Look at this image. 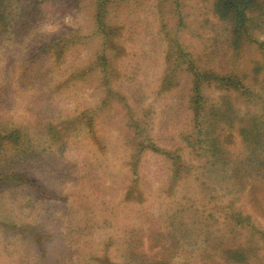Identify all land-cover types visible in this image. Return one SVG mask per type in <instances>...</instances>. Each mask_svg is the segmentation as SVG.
Segmentation results:
<instances>
[{
    "label": "rangeland",
    "instance_id": "rangeland-1",
    "mask_svg": "<svg viewBox=\"0 0 264 264\" xmlns=\"http://www.w3.org/2000/svg\"><path fill=\"white\" fill-rule=\"evenodd\" d=\"M259 1L240 46L214 0L4 2L0 264H228L226 240L264 264V218L228 171L245 154L237 125L206 114L227 93L198 72L264 94ZM205 128L230 132L229 167Z\"/></svg>",
    "mask_w": 264,
    "mask_h": 264
},
{
    "label": "trees",
    "instance_id": "trees-1",
    "mask_svg": "<svg viewBox=\"0 0 264 264\" xmlns=\"http://www.w3.org/2000/svg\"><path fill=\"white\" fill-rule=\"evenodd\" d=\"M6 0H0V24L4 22L5 7L4 2ZM215 7L214 13L220 19H227L231 22V41L235 46H240L243 42L252 41L250 37V26L248 25L251 19V13L260 7L259 0H214ZM259 18L260 22H264V18ZM253 19V18H252ZM261 23L258 24V26ZM254 41V40H253ZM177 44V42L175 41ZM258 46L264 47V42H255ZM178 45V44H177ZM264 76V66H262ZM208 73L218 84H221L223 90L226 91V95L221 103L220 109L212 107L206 112L210 118L221 121L224 126L237 125V131L240 139L245 147L244 157L234 164L229 163L232 159L229 157L227 149L223 147V143L229 144L230 140H227L230 136V132L223 136V141L210 136V131L205 128L204 134L206 136V144L209 148L210 157L214 159L213 164L221 163L222 167H229L230 177H237L243 186H246V192L248 196V203H250L252 209L264 218V94L251 90V87L245 86L243 83L234 82L236 77H231L230 74L222 76H216L212 72ZM197 72V73H198ZM201 76L200 73L197 74ZM204 75V74H202ZM204 77V76H203ZM202 80L196 79L193 81V85L197 86ZM264 84V77L262 80ZM164 83H162L163 86ZM241 91L240 94L245 96L248 105L245 110H239L232 104V99L228 93L230 89ZM251 88V89H250ZM197 91V89L194 88ZM264 91V88H263ZM200 96L197 94L195 97L190 98V103L198 105ZM260 104V111L254 109L257 104ZM227 137V138H226ZM223 142V143H222ZM218 159V160H216ZM256 176V179H255ZM249 179L251 184H247L246 179ZM245 180V181H244ZM231 209V208H229ZM229 216H232L230 220L235 225H238L243 220H249V216H243L237 211H230ZM225 252L227 254L228 264H252L254 257L249 247H245L242 243H234L229 240L225 241ZM263 251H264V235H263ZM256 257V256H255Z\"/></svg>",
    "mask_w": 264,
    "mask_h": 264
}]
</instances>
